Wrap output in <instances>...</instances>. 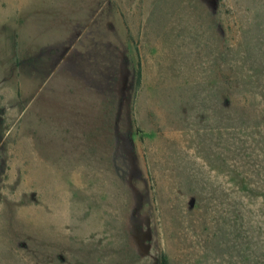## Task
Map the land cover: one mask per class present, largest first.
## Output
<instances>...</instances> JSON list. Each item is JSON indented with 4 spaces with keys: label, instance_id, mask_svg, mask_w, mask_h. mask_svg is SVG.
Masks as SVG:
<instances>
[{
    "label": "rangeland",
    "instance_id": "rangeland-1",
    "mask_svg": "<svg viewBox=\"0 0 264 264\" xmlns=\"http://www.w3.org/2000/svg\"><path fill=\"white\" fill-rule=\"evenodd\" d=\"M264 264V0H0V264Z\"/></svg>",
    "mask_w": 264,
    "mask_h": 264
},
{
    "label": "trees",
    "instance_id": "trees-1",
    "mask_svg": "<svg viewBox=\"0 0 264 264\" xmlns=\"http://www.w3.org/2000/svg\"><path fill=\"white\" fill-rule=\"evenodd\" d=\"M161 264H167V261H166L165 256H163V257L161 258Z\"/></svg>",
    "mask_w": 264,
    "mask_h": 264
}]
</instances>
